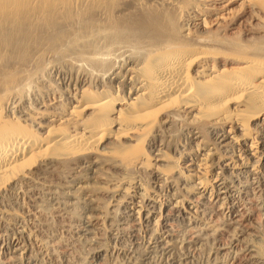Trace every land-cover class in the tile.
<instances>
[{
    "label": "bare ground",
    "instance_id": "1",
    "mask_svg": "<svg viewBox=\"0 0 264 264\" xmlns=\"http://www.w3.org/2000/svg\"><path fill=\"white\" fill-rule=\"evenodd\" d=\"M255 184L264 0H0V238L16 232L0 250L60 261L46 233L73 215L38 206L52 194L86 199L102 238L127 235L124 219L147 228L171 264L221 233L242 246L229 264H264L234 205ZM173 218L198 229L177 239Z\"/></svg>",
    "mask_w": 264,
    "mask_h": 264
},
{
    "label": "rangeland",
    "instance_id": "2",
    "mask_svg": "<svg viewBox=\"0 0 264 264\" xmlns=\"http://www.w3.org/2000/svg\"><path fill=\"white\" fill-rule=\"evenodd\" d=\"M256 185L257 184H255V186ZM256 187H258V190L255 188V194L250 195L251 198L248 197V199L244 200L243 202L236 200L234 201V205L238 206L239 202L241 204L243 203L244 210H246L247 214L249 213L250 215H248L252 218H250V221L245 222L246 225H243L256 230V233H250L249 235L250 237H252L254 242L256 241L257 243L258 241V243H261L260 239L263 240L262 242H264V187ZM56 196L52 194L42 195L39 198V201H37V203L39 204L38 206H41L40 208L45 211L48 210L47 212H51V210L53 211L57 207L59 208L58 205H60V208H62L63 211H65L67 214L69 213V215L71 214V216L73 215L71 219L72 222L70 220L71 223L68 222L69 224L67 223V226H64L63 229H61L59 226V229L56 227L55 230H50L52 232L48 231L46 233V236L48 237L46 239L47 241L45 240L47 242V246H49L50 248H52V246L53 248L56 247L57 250L54 248L55 251L58 252L59 256H61L59 257L57 255L60 261L56 262V264H131L133 262V264H171V261L174 258L173 253L168 251L167 247L162 241V243H160V240L158 239H154L153 242L151 240L149 241L150 237L147 228L142 227V229L138 231V234L134 235L133 232L135 230V226L133 222L128 219H124L125 221L123 220V222H121V225L125 231L127 230V233L129 232V235H123L121 234V232L117 231L113 233V235H109L107 238H102L98 226L95 225L92 220H90V216L93 214L91 212V208H89L90 205L88 201L86 202V199L78 200L76 201V203L75 201H70L66 196L64 197H66L67 199H64L63 197L61 198V195L57 197ZM224 201L223 204H226L224 207L229 208V205H227V202L229 200L227 202L226 200ZM240 209L241 208H237V211H240ZM229 215L230 214H226L225 217H223V220L230 222V219L232 218ZM208 216H211L210 218L208 217V220L210 219V222L221 221V219L216 218L213 215L209 214ZM168 226L169 229L172 231L174 237H178L177 239L186 238V240L190 239L194 231L198 229L197 225L192 226V224L190 225L187 222L183 223V220L174 218L168 221ZM132 234L135 237H133ZM254 234L255 236L257 234L256 237H259L260 239L256 237L254 238ZM14 236H16V232L14 231L3 234L0 238L1 246H7L9 240ZM250 237L246 236L247 239H249ZM216 238L214 241H210L207 243V245L210 243V245L215 248L211 247L210 245H208V247L207 245L204 246L209 249L212 248L213 251L217 249L216 247L224 248L227 246L226 248L229 249H226L225 252H217L219 255L216 254L214 251V255L213 251L210 252L211 250L206 249L208 251L207 252L204 249L205 247L202 248L201 245H195V249L193 245L191 246V248H188L186 251H184L185 253L183 252V256L185 257L186 255V258L188 257L187 263L189 262L188 264H229V256L236 252L238 253L242 251V246L240 245L235 247L232 246L231 248V245H229L230 242L224 233L219 234ZM252 239L250 238L251 241ZM48 242L50 243L48 244ZM101 244L111 250H107L106 253L100 256L97 255L96 252L98 251L99 247L102 246ZM196 246L200 247L198 248L199 251L197 250ZM53 248L52 250L54 251ZM228 250L230 252H228ZM33 251L28 256L24 257V259L21 258L17 261V257L13 255L12 252L0 250L1 264H53L52 260L49 259L50 256H47V254L41 255L40 253H38L37 250ZM205 253L209 254H206V256ZM227 253L231 254H229L228 256ZM39 255H41V257Z\"/></svg>",
    "mask_w": 264,
    "mask_h": 264
}]
</instances>
